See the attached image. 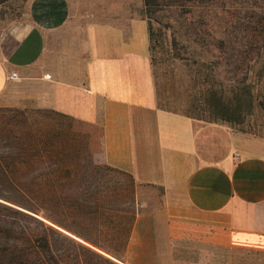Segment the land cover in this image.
<instances>
[{"label": "crops", "instance_id": "1", "mask_svg": "<svg viewBox=\"0 0 264 264\" xmlns=\"http://www.w3.org/2000/svg\"><path fill=\"white\" fill-rule=\"evenodd\" d=\"M5 41L0 105L86 124L104 163L157 195L125 253L160 264L185 242L264 256V137L159 107L145 19L101 23L70 0H29Z\"/></svg>", "mask_w": 264, "mask_h": 264}, {"label": "rangeland", "instance_id": "2", "mask_svg": "<svg viewBox=\"0 0 264 264\" xmlns=\"http://www.w3.org/2000/svg\"><path fill=\"white\" fill-rule=\"evenodd\" d=\"M70 1L75 4L77 15L87 16L96 22L150 16L153 28L162 29V43H158L150 59L154 61L153 77L163 109L198 117L195 114L199 109H194L193 104L202 102L199 92L206 86L214 84L226 96L230 95L232 86H247L253 101L250 108L243 104L246 114L242 115L240 123L209 122L204 115L200 121L223 123L264 137V0H199L201 10H192L191 13H185L186 10L180 6L185 5L186 9L197 5L190 1L157 0L147 13L144 0ZM28 3L29 0H0V52L13 26L27 21ZM37 115L35 109L0 105V125L5 124L1 126L3 130H23L27 124L33 123ZM61 121L64 127L62 139L70 147L72 162H76L84 172L86 170L96 176L99 184L112 187L131 199L130 211L135 215L134 222L138 220L141 225L142 217L149 216L155 208V192L143 189L137 193V186L128 174L108 168L102 158L101 139L91 127ZM52 124L50 120L46 121L49 129ZM44 129L47 130L45 126ZM71 130L76 131L74 136ZM116 224L110 227L116 228ZM75 240L118 264H150L143 249L127 253L124 250L116 260L78 238ZM155 251L161 253L158 249ZM162 254L151 260H158L160 264H171V259L175 264H264V256L185 242L174 244L164 256Z\"/></svg>", "mask_w": 264, "mask_h": 264}, {"label": "trees", "instance_id": "3", "mask_svg": "<svg viewBox=\"0 0 264 264\" xmlns=\"http://www.w3.org/2000/svg\"><path fill=\"white\" fill-rule=\"evenodd\" d=\"M155 1L144 0L145 13ZM172 1L197 3L186 9L180 5L185 13L201 10L199 0ZM146 18L152 54L163 33L153 28L150 16ZM199 95L202 102L193 104L198 117L186 116L200 120L204 115L209 122L240 123L244 107L250 108L253 101L247 86H232L226 96L210 84ZM156 100L161 107L157 90ZM37 114L23 130H3L5 124L0 125V264H118L75 238L119 260L135 220L132 200L99 184L96 176L72 162L59 113ZM47 120L53 122L50 129ZM114 223L117 227L111 228Z\"/></svg>", "mask_w": 264, "mask_h": 264}, {"label": "built area", "instance_id": "4", "mask_svg": "<svg viewBox=\"0 0 264 264\" xmlns=\"http://www.w3.org/2000/svg\"><path fill=\"white\" fill-rule=\"evenodd\" d=\"M9 78L10 79H16L17 78V74L16 73H11Z\"/></svg>", "mask_w": 264, "mask_h": 264}]
</instances>
